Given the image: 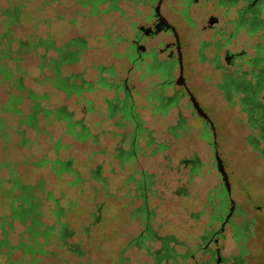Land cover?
Returning <instances> with one entry per match:
<instances>
[{
	"label": "rangeland",
	"instance_id": "obj_1",
	"mask_svg": "<svg viewBox=\"0 0 264 264\" xmlns=\"http://www.w3.org/2000/svg\"><path fill=\"white\" fill-rule=\"evenodd\" d=\"M48 1L49 4L43 7L42 0H0V34L9 28L15 38L32 40L36 38L32 36L34 23L40 20L42 25L48 27L46 20L49 19L50 25L54 27V33L57 34V37L55 36L57 44L63 45L74 36L70 25L74 19L79 29L89 35V43L97 47L89 54L92 59L90 62L86 61V71L91 70V75L95 76L97 71L89 69L90 66L98 63L106 65L121 63L122 71L119 72L118 81L121 83L120 81L127 76L130 64L126 59L116 60L107 51H103L104 47L108 49L103 35H108L111 42L118 34L123 35V39L132 38L133 24L136 26L147 24L141 15L136 18L133 13L134 9L143 15L149 12L143 4L144 0H120L118 5L123 11L122 16L111 9L107 1L99 2L96 8L90 5L81 7L78 0ZM166 3H174V0H167ZM94 9H97L98 15H92ZM15 10L18 14L15 19H11L8 11ZM59 17H62L61 21H58ZM3 46L4 42L0 44V47ZM125 50L124 47V52ZM248 54L254 57L255 47H248ZM27 58L30 77L26 83L29 87L43 91L44 89L32 82L33 78L40 76L36 69L37 59L32 55ZM93 60L95 64L91 63ZM260 65H264V60ZM137 78L138 74L132 71L130 81L137 84V90L141 89L143 96L141 101L143 100V105H146L144 98L150 88L149 85L140 84ZM156 81L159 79L156 78ZM190 92L203 105L206 103V99L201 97L198 90L193 89ZM5 100L6 94L0 84V105ZM213 101L212 99V103ZM59 103L61 100L52 98L51 106L56 107ZM202 104L200 105L203 106ZM177 105L180 112L171 110L172 115L165 119L154 113L153 115L151 111H146V116H142L147 126L154 129L151 136L159 142H166L161 155L158 153L161 147L156 141L154 147L149 148L146 147L145 141L141 142L137 168L140 170L146 168L148 174L159 173L152 179L154 185L146 189L143 187L145 179L142 174H137V185L134 184L129 190L126 178L129 172L121 171L119 161L114 159L118 152L114 146L111 147V142H109V150L112 153L110 160L113 163L111 167L116 173L112 175L108 172L110 178L107 187L113 192L112 197H108L102 187L103 184L92 177L90 163L87 156L82 154L81 148L73 152L75 158L69 163L72 168H77L81 172L83 183L76 187L68 185L70 181L75 180L73 175H64L59 181L49 169H34L30 164L19 167L26 183L34 184L37 180L44 179L47 182V189L53 191L56 197L59 198L61 193H65V199L60 200L65 211L62 214L70 225L67 230L75 233L66 241L68 245L75 247L77 253L59 250L57 239L49 248L56 254L55 258L47 259L49 264H216L215 255L205 253V247L212 233L220 229L219 220L225 218L230 204L222 176L217 169L215 149L212 145L214 142L218 145L219 154L229 175L232 198L244 214V217H235L234 221L238 224L256 223L258 226L250 227L249 234L257 236L256 253L246 257L249 263L255 259L256 264L264 259V141L260 137L263 133L259 125L250 122V119L259 118L258 114L253 112L251 116L248 115L238 99L234 100L233 108H226L228 104L224 100L215 99L212 109L206 112L213 123V126H210L191 108L189 99L180 98ZM177 113L186 115V130L177 132L179 137H174L169 129L178 125ZM217 116L222 122L219 125L216 123ZM60 132L58 125L52 130L55 138ZM18 139L13 138L6 151H3V144L0 142V162L24 163L28 160L33 162L43 155L40 148L47 149L50 146L48 140L45 141L44 137L40 136L36 138L32 148H18L16 146ZM208 139L210 143L206 141ZM154 151L157 152L153 154ZM193 157L199 160L200 165L199 170L193 175L194 183L189 185L187 179L190 167L182 164V160ZM185 186L189 197L180 194V189ZM92 187L96 189L95 194L91 191ZM146 212L150 216V227L139 240V236L145 230ZM65 219L59 220L63 223ZM45 222L59 227L56 218L49 212ZM232 236V230L226 228L218 246L212 245L211 248L214 251L221 248L223 258L231 252L239 255ZM249 241L255 242L254 237ZM165 247L175 252L174 258L171 256L161 258L165 254Z\"/></svg>",
	"mask_w": 264,
	"mask_h": 264
},
{
	"label": "flooded vegetation",
	"instance_id": "obj_2",
	"mask_svg": "<svg viewBox=\"0 0 264 264\" xmlns=\"http://www.w3.org/2000/svg\"><path fill=\"white\" fill-rule=\"evenodd\" d=\"M97 1H107L122 16L123 11L118 5L120 0ZM159 1H143L149 11L146 15L134 9V17L141 15L147 24H133V37L117 42L127 47L123 55L130 64L127 76L119 84L126 95L134 101L137 87L129 84L132 71L138 74L140 84L148 75L157 73L159 78L157 83L149 84L148 96L144 98L147 104L143 107L133 104L130 110H146L154 114L171 110L180 112L177 105L180 98L189 99L193 108L190 91L196 89L206 99L203 105L196 98L205 112L209 111L215 99L224 100L228 104L226 108H233L234 100L238 99L248 115L258 114L259 118L250 119V122L259 125L263 133L260 137L264 141V65H260L264 60V0H174V3L164 0L158 8ZM159 17L176 29L178 37L160 23ZM248 47H255L254 57L249 56ZM208 52L211 57L207 56ZM160 56L164 59L158 60ZM66 58L71 59V56ZM146 60L151 61L152 67H141ZM174 68L178 70L176 78L172 76ZM166 89H170L171 96L164 95ZM136 95L141 98L140 91L137 90ZM225 192L230 207L225 218L219 220L220 229L212 233L205 253L215 255L216 264H256L255 259L249 263L246 256L256 253L257 236L249 234L250 227L258 226L256 223L238 224L234 221L235 217H244V214L232 198V189L228 191L225 188ZM147 219L139 240L149 231V213ZM226 228L232 230V240L239 255L231 252L223 258L222 249L214 251L211 246H218ZM253 237L255 242L251 243L249 239ZM164 252L161 258H174L172 249L165 247ZM257 264H264V259Z\"/></svg>",
	"mask_w": 264,
	"mask_h": 264
},
{
	"label": "trees",
	"instance_id": "obj_3",
	"mask_svg": "<svg viewBox=\"0 0 264 264\" xmlns=\"http://www.w3.org/2000/svg\"><path fill=\"white\" fill-rule=\"evenodd\" d=\"M42 1L43 7L49 4L48 0ZM81 3L84 6L95 7L99 1L90 0L89 2L81 1ZM18 11H8L9 17L15 19ZM2 42L4 46L0 47V84L6 94L5 102L0 105L2 149L3 151L8 150L15 137L19 138L16 143L18 148H32L36 138L40 136L44 137L45 141L48 140L50 147L40 148L43 155L33 162L29 160L24 163L0 162V208L2 209H0V264H49L47 259L56 257L54 251L49 248L57 239L59 250L77 253L75 247L68 245L66 241L73 232L67 230L66 221L62 223L59 220L65 219L62 214L64 207L60 204V200L65 199V193H61L59 198L56 197L53 191L47 189V182L44 179L37 180L34 184L26 183L19 167L30 164L34 169L46 168L61 181L64 175L73 174L72 166L58 157L61 149L69 148L64 143V137L70 136L74 140L83 141L87 138L88 132L83 130L81 122L75 120V115L67 107L50 105L51 97L48 91L39 93L26 83L30 77L27 56L32 55L37 59L36 69L40 75L32 81L38 87L48 86L64 92L73 90L68 83L69 77L63 76L62 72L63 66L69 62L66 58L67 54L56 47L55 41L51 37L32 38V40L18 39L8 28L0 34V44ZM52 52L57 54L56 57L51 55ZM56 125L62 126L57 138H55V133H52ZM206 141L210 143V139ZM212 145L216 155V152L219 153L218 145L216 142ZM163 149L164 147L160 148L158 152L160 155ZM156 152L154 151L153 154ZM51 153L55 157H51ZM182 164L190 167L187 184H193V175L199 170V160L196 157L184 159ZM156 174L159 173L142 174L145 179L143 183L145 189L154 185L152 179ZM92 175L95 181L103 184V188L107 187L106 181L96 173ZM82 183L83 179L77 177L68 185L76 187ZM91 191L96 193L94 187ZM180 194L189 197L186 186L180 189ZM106 195L113 196L108 191ZM143 198L145 199V196ZM47 212L56 218L58 228L45 222ZM192 217L195 216L192 215ZM147 218L148 212L145 216L146 222Z\"/></svg>",
	"mask_w": 264,
	"mask_h": 264
},
{
	"label": "crops",
	"instance_id": "obj_4",
	"mask_svg": "<svg viewBox=\"0 0 264 264\" xmlns=\"http://www.w3.org/2000/svg\"><path fill=\"white\" fill-rule=\"evenodd\" d=\"M81 1L83 0H79L81 7H86L87 5L84 6ZM104 2L105 1H102L100 3ZM96 7L97 6H95V8ZM93 12L95 14L92 15H98L97 9H94L92 13ZM103 13H105V11H103ZM61 20L62 17L61 19L59 17L58 21ZM75 22L77 21L72 19L70 23L72 27V34H74V36L63 45L57 44L55 39L57 34L54 33V27L50 25L49 19L46 20L48 27L42 25L40 20H37L33 25L32 31V36H36V38L45 39L51 37L52 40L55 41L57 48L71 56V59H68L69 62L63 66L62 72L63 76L69 77L68 83L73 90L71 92H64L56 88H49L48 86L42 89H44L43 91H48L49 94L50 91L52 92V95H50V105L52 104L53 97L61 100V103H59L56 107H67V109L75 115V120L81 122L83 130L88 132L87 138L83 141H77L70 136H65L64 143H66L69 148L61 149L58 157L63 161L67 160L68 164L72 163V160L75 158L73 152L81 148L82 154L87 156L88 162L90 163V173H96L102 180L107 182L110 178L107 175L108 172L112 175L116 173V171L111 167L113 164L110 160L112 153L109 150V142H111V147L114 146L115 151L118 152V154L114 156V159L119 161L121 171L123 173L125 171L129 172L126 178L129 185L128 188L130 190L136 183L137 174H144L148 172L146 168L143 170L137 168V158L139 157L138 151L142 147L141 142L145 141L147 148L152 146L154 147V141H156V144H159L160 147H165L166 142H159L155 137L151 136L154 129L147 126L146 120L142 117L143 115L146 116V110H130V108L133 107V104H139L141 107L145 106V104L143 105V100L141 101V98L136 95L137 90L134 91L133 101L119 86V72L122 71L121 63L119 65H106L105 63H98L92 67L90 66L89 69L97 71V75H95L96 77L91 75V70L86 71L87 65L85 63L86 61L90 62L92 59L89 54L91 51L96 50L97 47H94L93 44L89 43V35L79 29L78 24ZM103 38L108 46V49L104 47V52L107 51V53H109L116 60L119 59L121 61L125 59L123 58L124 47H120L121 45H118L117 43L123 41V35H116L113 38V42H111V38L108 35H103ZM51 55L56 57L57 54L52 52ZM207 56L211 57L212 55L208 52ZM163 59L164 56H160L158 58V60ZM94 62L95 61L93 60L91 63L95 64ZM148 65L152 67L150 60H146L141 67L145 69ZM177 75L178 70L174 68L172 70V76L176 78ZM156 78H158L157 73L154 75H148L141 81V83L144 86L149 84L153 85L158 82L156 81ZM129 84L137 87V84L130 81V79ZM36 91L39 93L43 92L38 90ZM164 95L171 96L172 92L170 89H166ZM147 96H145V99ZM141 97L143 99L142 92ZM156 115L165 119L172 114L171 111H165L164 113H158ZM177 116L179 118L178 125L169 129V132L174 137H179L177 132L186 130V115L177 113ZM218 117L219 116H217V118ZM216 123L219 125L222 122L216 119ZM58 127L62 130V126L58 125ZM62 154L65 156L61 157ZM51 155L52 157H55L52 153ZM91 164L95 165V167H92ZM109 167L111 168L109 169ZM72 171L73 174L71 175H73L74 178H82L81 172L77 168H72ZM103 189L106 193L108 191L114 195L113 192H110L109 187H105ZM66 223L69 227V223L67 221ZM73 235H75V233H73L72 236Z\"/></svg>",
	"mask_w": 264,
	"mask_h": 264
},
{
	"label": "water",
	"instance_id": "obj_5",
	"mask_svg": "<svg viewBox=\"0 0 264 264\" xmlns=\"http://www.w3.org/2000/svg\"><path fill=\"white\" fill-rule=\"evenodd\" d=\"M163 2L164 0L159 1L158 8L161 6ZM159 21L160 23L164 24L167 29H171L175 37H178L176 29L173 26H171L170 23L166 19L159 17ZM190 101L192 102L193 108L197 112L198 116L204 119L206 122H208L211 126H213V123L209 115L203 110V108L200 106V103L197 101V99L192 94H190ZM215 159H216V165H217L218 172L222 176L223 184L225 188L229 191L231 188L229 175L226 171L223 160L220 158V155L218 152H216Z\"/></svg>",
	"mask_w": 264,
	"mask_h": 264
}]
</instances>
